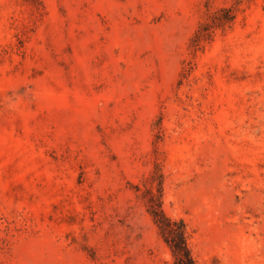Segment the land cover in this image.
<instances>
[{"label": "rangeland", "instance_id": "1", "mask_svg": "<svg viewBox=\"0 0 264 264\" xmlns=\"http://www.w3.org/2000/svg\"><path fill=\"white\" fill-rule=\"evenodd\" d=\"M159 173L198 264H264V0H0V264H171Z\"/></svg>", "mask_w": 264, "mask_h": 264}, {"label": "trees", "instance_id": "2", "mask_svg": "<svg viewBox=\"0 0 264 264\" xmlns=\"http://www.w3.org/2000/svg\"><path fill=\"white\" fill-rule=\"evenodd\" d=\"M235 17L232 6H223L214 11L210 21L201 24L195 33L193 41L199 45L211 36L214 27L223 26ZM158 179V180H157ZM155 187L147 188V210L158 228L159 235L169 247L172 254L171 264H198L188 242V230L182 218L168 215L163 208L162 174L156 178Z\"/></svg>", "mask_w": 264, "mask_h": 264}]
</instances>
